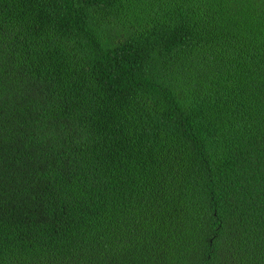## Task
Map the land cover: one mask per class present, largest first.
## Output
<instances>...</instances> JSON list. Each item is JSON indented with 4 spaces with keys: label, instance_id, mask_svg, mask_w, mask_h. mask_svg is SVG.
<instances>
[{
    "label": "trees",
    "instance_id": "trees-1",
    "mask_svg": "<svg viewBox=\"0 0 264 264\" xmlns=\"http://www.w3.org/2000/svg\"><path fill=\"white\" fill-rule=\"evenodd\" d=\"M0 264H264V0H0Z\"/></svg>",
    "mask_w": 264,
    "mask_h": 264
}]
</instances>
